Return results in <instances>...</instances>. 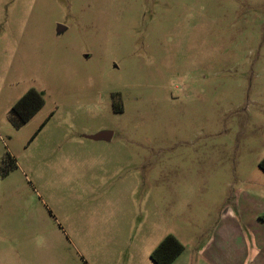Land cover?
<instances>
[{"label":"rangeland","instance_id":"obj_1","mask_svg":"<svg viewBox=\"0 0 264 264\" xmlns=\"http://www.w3.org/2000/svg\"><path fill=\"white\" fill-rule=\"evenodd\" d=\"M6 156L0 264H153L167 235L205 264L237 198L264 210V0H0Z\"/></svg>","mask_w":264,"mask_h":264},{"label":"crops","instance_id":"obj_2","mask_svg":"<svg viewBox=\"0 0 264 264\" xmlns=\"http://www.w3.org/2000/svg\"><path fill=\"white\" fill-rule=\"evenodd\" d=\"M246 204L237 198L235 211L222 212L208 243L193 249L198 260L205 264H264V210L250 211ZM185 252L186 248L172 264L181 261ZM190 262L194 260L189 256L185 264Z\"/></svg>","mask_w":264,"mask_h":264},{"label":"trees","instance_id":"obj_3","mask_svg":"<svg viewBox=\"0 0 264 264\" xmlns=\"http://www.w3.org/2000/svg\"><path fill=\"white\" fill-rule=\"evenodd\" d=\"M44 100L34 89L28 90L10 109L8 121L14 129L22 128L42 107ZM11 162V164H8ZM16 168L14 161L6 156L1 160L2 176H7ZM259 169L264 173V158L259 162ZM183 245L172 235H167L152 251L150 260L153 264H172L182 253Z\"/></svg>","mask_w":264,"mask_h":264},{"label":"water","instance_id":"obj_4","mask_svg":"<svg viewBox=\"0 0 264 264\" xmlns=\"http://www.w3.org/2000/svg\"><path fill=\"white\" fill-rule=\"evenodd\" d=\"M111 137H112V134L110 132H103V133H100L92 137V139L93 140H101V139L110 140Z\"/></svg>","mask_w":264,"mask_h":264}]
</instances>
